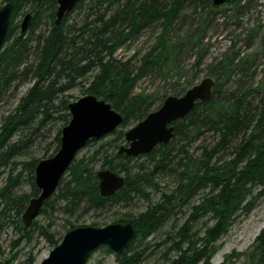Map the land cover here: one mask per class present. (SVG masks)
<instances>
[{
  "label": "trees",
  "instance_id": "1",
  "mask_svg": "<svg viewBox=\"0 0 264 264\" xmlns=\"http://www.w3.org/2000/svg\"><path fill=\"white\" fill-rule=\"evenodd\" d=\"M2 1L12 3L17 15L27 6L34 10L35 18L31 31L41 22L44 7L50 11L52 24L49 34H42L37 39V66L28 65L24 71V74L33 72L35 83L21 99L16 111L6 117L4 125L0 128V175L10 168L8 182L0 188V198L8 205L17 206L19 213H22L31 197L39 195L35 184V169L40 160L32 159L21 164L22 169L29 174L33 192L32 195L18 196L15 193L18 177L13 178V172L19 165L16 160L29 148L28 138L36 136L40 129L47 127L54 119L52 110L59 113L55 119L65 125L69 123L71 115L67 93L75 85L82 83L78 81H86L87 76L92 74L93 80L84 89L85 95H95L105 100L122 114V125L111 134L115 135V145L123 142L124 128L138 124L158 109L155 107L154 95L136 94L134 89L147 75L165 78L172 70L178 46L172 43L169 32L182 10L184 0H127L123 5L120 4L121 0H77L71 12L87 6L88 14L79 23L69 24L70 12L59 27L54 23L57 0ZM206 2L211 4V0ZM103 5L106 7L103 8ZM215 11L217 10L212 9V12ZM15 18L14 16L12 19L6 43L12 40ZM156 26L161 27V31L154 44L138 62L136 57L128 60L116 58L118 51L126 43ZM26 51V41L14 39L1 52L3 66L0 68V90L14 80V74L24 64ZM231 73L232 66L226 57L217 63L216 83L211 99L206 103L198 102L189 115L173 124L174 139L181 138L193 142L202 136V131H206L217 133L221 142L211 151L205 149V159L200 161L193 160L187 145H183V153L188 160L180 162L183 170L178 191L165 196L162 203L152 204L148 211L138 217L124 216L114 222L133 224L137 229L135 241L139 238L144 241L160 228L176 205L181 201L190 203L203 192L199 204L193 206L194 212L190 220L179 232L181 242L175 243L178 254L168 261L169 264H210L217 250V242L227 233L235 215L239 211H246L252 205V200L264 197V91L256 112L251 108L249 100L252 93L263 90V85L241 94H231L230 98H222L219 88L229 79ZM61 130L47 149L51 151L52 147V152H48L44 158H51L58 152ZM17 137L19 139L15 140ZM234 139L241 140L234 148V157L229 161L212 163L213 157L225 151L227 146L223 150L221 148ZM99 140L92 139L86 146ZM171 149L169 144L160 145L146 155L155 162L157 157L160 158L156 169L165 168L166 161L172 154ZM116 157L120 159L118 164L109 161L103 167H108L114 172H127L128 176L125 187L108 198L100 195L97 174L90 166L84 160H74L67 170L70 180L64 183L60 191V196L67 202L64 208L66 212H73V209L81 207L84 203L88 205V209H100L107 204L129 203L133 201L134 195H143L142 184L146 179L130 176V163L136 157L119 153ZM258 186L262 189L254 197V189ZM51 198L41 213L55 209V201H51ZM208 214L213 216L215 223L207 229L204 239L196 237L195 240V235L188 228L190 222L198 221ZM46 237L50 242L54 241L53 235L46 234ZM135 241L129 249L116 256L118 264L141 263L143 253L133 252ZM200 243L201 246H198ZM256 243L251 257L252 264H264V230L257 237ZM102 249L109 254L113 253L109 248L100 250Z\"/></svg>",
  "mask_w": 264,
  "mask_h": 264
},
{
  "label": "rangeland",
  "instance_id": "2",
  "mask_svg": "<svg viewBox=\"0 0 264 264\" xmlns=\"http://www.w3.org/2000/svg\"><path fill=\"white\" fill-rule=\"evenodd\" d=\"M126 1L121 0L120 4L123 5ZM237 3L223 6L212 12L211 4H208L206 0H184L182 10L169 32L172 43L178 46V54L172 70L165 78L147 75L137 83L134 92L154 95L155 107L159 109L168 97H182L189 88L200 84L205 78H213L216 83L217 63L227 57L232 66V73L219 88L221 97L229 96L230 98L231 94H241L248 89H256L262 84L263 90L252 93L249 97L251 108L256 112L264 91V0H238ZM4 5L0 0V8ZM86 7L71 12L69 24L82 21L88 14ZM102 7L105 8L106 5ZM33 11L30 6L23 8L18 13L13 27H16L28 12L33 13ZM42 11L41 22L24 38L27 46L24 64L14 74V80L10 85L0 90V128L4 125L6 117L16 111L21 99L35 83L33 72L24 74V71L28 65L37 66V39L51 29L48 16L50 11L46 7ZM160 31L161 27L156 26L142 32L126 43L118 51L116 58L128 60L136 57L138 62L154 44ZM19 34L20 28H17L14 36L18 37ZM8 45L10 42L4 46V49ZM92 76L89 74L86 81H78L82 83L68 91L67 99L70 103L85 96L84 89L90 85ZM52 115L54 119L47 127L40 129L36 136L28 138L29 148L16 160L19 165L13 172V178L18 177V187L15 190L17 196L32 195L33 192L29 174L22 169L21 164L30 162L32 159L43 160L48 152H52V147L51 151L47 149L58 131L67 125L55 119L59 115L55 110H52ZM134 126L124 128L125 133ZM18 139L19 137L15 140ZM114 139L115 135L109 134L98 142L84 147L78 153L76 160H84L96 174L100 170L109 169L103 167L104 164L109 161L118 164L120 162V159L116 157L118 148L128 144L124 138L123 142L115 145ZM240 139L226 143L221 148L223 150L227 146L225 151L213 157L212 163L231 160L234 157V148L241 141ZM220 142L221 138L217 133L206 131H202V136L193 142L175 138L169 143V146H172V154L166 161L165 168L156 169L159 157L156 162L149 159L147 155L136 157L130 163V176L135 179H146V182L142 184L143 195H134L133 201L129 203L107 204L100 209H88V205L84 203L81 207L73 209V212L65 211L67 202L60 196V191L64 183L70 180L69 173H66L51 198V201H55V209L41 213L27 230L22 220L25 210L19 213L17 206L8 205L0 198V264H41L73 227L95 224L96 227L101 228L113 224L124 216L128 218L144 214L152 204L162 203L165 196L178 191L183 170L180 162L188 160L183 153V145H187L193 160L200 161L205 159V149L211 151ZM115 172L125 178L128 176L124 171ZM9 173L10 168L0 175V188L7 184ZM261 189L260 186L254 189V197ZM203 194L202 192L190 203L185 204L181 201L156 232L144 241L141 238L135 241L133 252L143 253L140 264H169L168 261L177 256L175 243L181 242L179 232L190 220L194 212L193 206L199 204ZM252 201V205L246 211H239L235 215L227 233L217 242V250L210 264H252L251 257L257 246L256 239L264 230V197ZM190 223L188 228L195 235L196 240V237L198 239L206 237L207 229L214 225L215 220L211 214H208ZM46 234L53 235L54 241L50 242ZM198 246H201V243ZM100 249L92 254L88 264H118L117 254L113 251L109 254L105 249Z\"/></svg>",
  "mask_w": 264,
  "mask_h": 264
},
{
  "label": "water",
  "instance_id": "3",
  "mask_svg": "<svg viewBox=\"0 0 264 264\" xmlns=\"http://www.w3.org/2000/svg\"><path fill=\"white\" fill-rule=\"evenodd\" d=\"M77 0H57V24L71 10ZM219 9L233 5L238 0H211ZM12 5L0 10V53L4 49L11 26ZM33 22L27 13L22 20V33ZM1 64V57H0ZM214 80L205 78L189 88L182 97H168L162 106L125 134L127 146L119 148V154L137 157L151 153L160 145L169 144L175 136L174 123L185 118L198 102L206 103L213 95ZM71 119L61 130L60 148L51 158L41 160L35 169V184L39 195L32 198L23 214L24 228L29 229L41 214L45 203L57 191L62 178L73 164L77 154L92 139H101L123 123V116L112 105L95 95H86L68 105ZM99 193L102 197L114 196L125 187L126 178L109 169L97 172ZM137 237V229L131 223H113L105 227L81 226L69 230L62 242L41 264H87L90 256L101 247H108L120 255Z\"/></svg>",
  "mask_w": 264,
  "mask_h": 264
},
{
  "label": "bare ground",
  "instance_id": "4",
  "mask_svg": "<svg viewBox=\"0 0 264 264\" xmlns=\"http://www.w3.org/2000/svg\"><path fill=\"white\" fill-rule=\"evenodd\" d=\"M4 3V2H3ZM5 5L4 6H6L7 4H10V5H12V19H13V17L15 16L16 18H15V20L17 19V14H16V12H15V7H14V5L12 4V3H4ZM75 4H76V2H75ZM75 4H74V6H75ZM236 4H238V3H236ZM3 6V7H4ZM73 6V7H74ZM2 7V8H3ZM73 7L71 8V10L73 9ZM182 7H183V5H182ZM2 8H0V10L2 9ZM222 8V7H221ZM221 8H219V9H221ZM182 9V8H181ZM212 9H214L213 7H212ZM219 9H214V10H219ZM71 10L65 15V17L68 15V14H70V12H71ZM57 11H58V7H56V9H55V18H54V23H55V25L56 26H61L62 25V23L65 21V17L62 19V21H61V23L58 25L57 24V19H58V17H57ZM28 13H30V14H32V16H33V21H34V18H35V14H34V11H33V13L32 12H28ZM49 16V15H48ZM50 19V18H49ZM23 20V19H22ZM50 22H51V20H50ZM50 25H51V29H52V24L50 23ZM11 27H12V20H11V26H10V29H11ZM31 27H32V25L30 26V28L25 32V33H22V21H20L18 24H17V26L15 27V30L17 29V28H20V34H19V36L18 37H15L14 36V33H15V30H14V32H13V35H12V40L10 41V42H12V41H14V39H21V40H24V38L26 37V35H27V33L30 31V29H31ZM9 29V31H8V34H7V38H8V36H9V34H10V30ZM50 29V30H51ZM49 30V31H50ZM46 34L48 35L49 34V32H46ZM7 40V39H6ZM7 43L5 42V45H6ZM1 54V53H0ZM1 57V56H0ZM3 66V64H2V59H1V64H0V68Z\"/></svg>",
  "mask_w": 264,
  "mask_h": 264
}]
</instances>
